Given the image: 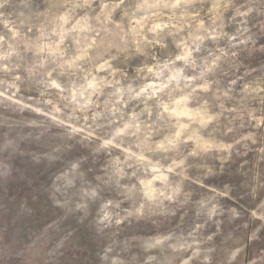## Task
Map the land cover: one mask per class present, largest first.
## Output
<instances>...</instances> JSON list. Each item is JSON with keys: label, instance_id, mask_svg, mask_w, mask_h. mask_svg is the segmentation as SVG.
<instances>
[{"label": "rangeland", "instance_id": "1", "mask_svg": "<svg viewBox=\"0 0 264 264\" xmlns=\"http://www.w3.org/2000/svg\"><path fill=\"white\" fill-rule=\"evenodd\" d=\"M243 4L0 0V234L33 226L24 198L66 222L72 197L95 217L115 205L125 224L175 193L160 205L172 232L134 242L198 243L191 228L212 221L264 237L243 190L264 164V34ZM209 169L216 183L190 185Z\"/></svg>", "mask_w": 264, "mask_h": 264}, {"label": "clouds", "instance_id": "2", "mask_svg": "<svg viewBox=\"0 0 264 264\" xmlns=\"http://www.w3.org/2000/svg\"><path fill=\"white\" fill-rule=\"evenodd\" d=\"M241 7L244 11L238 14L245 17L244 22H254L253 27L264 34V0H244ZM182 174L183 169L178 175ZM243 175L245 195L251 202L261 203L260 219L264 220V164L247 169ZM210 176H215L211 169L190 179V185L203 181L216 183ZM224 189L220 195L232 191L227 184ZM175 195L161 194L162 199L155 205L144 201L140 205L142 211L128 213L133 219L125 224H121V219L126 217L115 211V205L95 217L88 203L72 197L70 203L66 201L63 213L70 218L66 222L59 209L53 210L35 198H24L20 207L27 211L33 226L23 236L0 234V264H72L77 260L80 264H264V237L256 232L249 235L246 225L233 235L223 231L216 221L207 224V228L205 224H196L189 236L198 243H189L174 234L149 242H134L137 236L172 232L170 217L164 215L160 205ZM171 207L178 209L179 202Z\"/></svg>", "mask_w": 264, "mask_h": 264}, {"label": "bare ground", "instance_id": "3", "mask_svg": "<svg viewBox=\"0 0 264 264\" xmlns=\"http://www.w3.org/2000/svg\"><path fill=\"white\" fill-rule=\"evenodd\" d=\"M186 110V109H185Z\"/></svg>", "mask_w": 264, "mask_h": 264}]
</instances>
